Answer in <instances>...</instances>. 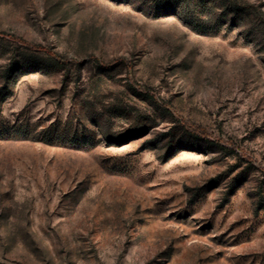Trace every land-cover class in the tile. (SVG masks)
I'll return each mask as SVG.
<instances>
[{"label":"rangeland","instance_id":"obj_1","mask_svg":"<svg viewBox=\"0 0 264 264\" xmlns=\"http://www.w3.org/2000/svg\"><path fill=\"white\" fill-rule=\"evenodd\" d=\"M0 264H264V0H0Z\"/></svg>","mask_w":264,"mask_h":264}]
</instances>
